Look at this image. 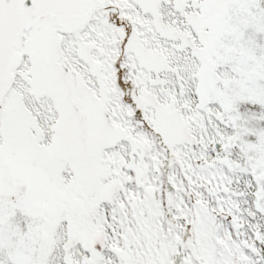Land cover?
Here are the masks:
<instances>
[{
  "label": "snow or ice",
  "instance_id": "snow-or-ice-1",
  "mask_svg": "<svg viewBox=\"0 0 264 264\" xmlns=\"http://www.w3.org/2000/svg\"><path fill=\"white\" fill-rule=\"evenodd\" d=\"M0 264H264V0H0Z\"/></svg>",
  "mask_w": 264,
  "mask_h": 264
}]
</instances>
